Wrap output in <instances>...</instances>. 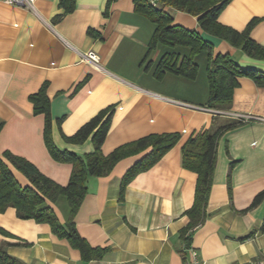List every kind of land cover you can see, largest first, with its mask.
I'll use <instances>...</instances> for the list:
<instances>
[{"label": "crops", "instance_id": "0c3cea01", "mask_svg": "<svg viewBox=\"0 0 264 264\" xmlns=\"http://www.w3.org/2000/svg\"><path fill=\"white\" fill-rule=\"evenodd\" d=\"M133 1L108 5L107 0H75V9L65 14L60 0H36L33 10L0 0V157L9 152L57 184L68 183L71 165L50 157L43 140L44 116L33 111L31 97L42 90L49 101L52 141L60 151L92 153L90 139L74 145L62 135H73L110 107V128L101 147L105 156L147 135H180L177 144L131 180L122 195L123 176L144 154L121 160L104 177L88 178L74 224L90 247L104 249L100 259L85 260L47 224L21 220L13 208L0 213V228L8 233L0 234V246L24 264H183L189 247L203 264L264 259V197L250 207L264 191V87L239 77L230 107L209 108L208 52L191 56L184 46L149 48L155 25L135 12ZM163 9L173 25L198 32L211 45L212 58L228 55L240 69L264 73V60L252 59L203 32L197 18ZM252 20L256 23L249 38L264 47V0H230L217 19L237 32ZM88 51L99 57L97 67L83 62L81 55ZM165 53L191 57L198 66L195 79L169 72L157 76ZM232 119L246 121L217 141L207 218L186 246L180 231L188 223L184 213L193 204L196 174L182 167V147ZM7 164L21 186L29 184ZM51 206L64 223L65 199Z\"/></svg>", "mask_w": 264, "mask_h": 264}, {"label": "trees", "instance_id": "16d2710c", "mask_svg": "<svg viewBox=\"0 0 264 264\" xmlns=\"http://www.w3.org/2000/svg\"><path fill=\"white\" fill-rule=\"evenodd\" d=\"M115 0H107L108 5ZM230 0H159V6H151L147 0H134V10L155 25L149 48L157 46H184L195 56L203 51L208 52L209 67L207 79L209 83V97L207 105L211 109L227 110L232 101L233 90L237 86V78L249 77L260 87H264V73L252 70H242L228 55H218L212 58V48L203 41L196 31H188L173 25L172 16L163 8L186 13L197 18L200 29L210 35L218 37L231 46L240 48L248 57L264 60V47L249 38V32L256 23L252 20L242 32H237L218 23L221 10ZM63 12L71 13L75 9V0H60ZM107 14V12H106ZM61 15L54 18L59 20ZM198 66L191 57L180 59L175 53H165L156 67V75L165 72L195 79ZM35 114L44 116L43 140L50 157L59 163L71 165L68 183L61 186L43 175L32 163L9 152L0 157V213L7 208H13L17 218L33 220L37 224H47L53 235L66 240L71 247L77 249L85 260L100 259L104 249L92 248L81 239L75 230L74 217L87 192L89 177H104L108 175L121 160L144 154L123 176L121 181V195L125 186L138 174L153 167L180 139L178 133L151 134L136 141L115 148L108 155H103L101 147L110 128L112 108L99 112L87 123L81 126L73 135H62L68 144L79 145L90 139L93 152L78 156L69 151L58 150L51 137V119L49 115V101L44 90L31 97ZM242 124L240 120H228L218 123L211 129L190 138L182 147V167L196 174L194 197L192 206L185 211L188 218L187 225L180 231L182 241L189 245L194 231L207 218L208 195L212 184L215 166L216 146L220 136ZM60 126V121H58ZM9 163L28 181V185L21 186L10 171ZM264 197V191L253 199L250 207L256 206ZM59 198H64L68 207V218L61 223L52 206ZM264 232V224L261 229ZM0 234L8 233L0 228ZM0 264H24L22 261L8 255L0 246Z\"/></svg>", "mask_w": 264, "mask_h": 264}, {"label": "built area", "instance_id": "2783aa9c", "mask_svg": "<svg viewBox=\"0 0 264 264\" xmlns=\"http://www.w3.org/2000/svg\"><path fill=\"white\" fill-rule=\"evenodd\" d=\"M6 4L15 5L20 8L33 10L34 3L36 0H3ZM147 2L153 6H159V0H147ZM83 62L89 63L94 67H97L99 64V57L93 51H88L81 55ZM213 114H218V111L211 110ZM240 121H246V119H239ZM183 264H203L197 257V252L189 247L185 249V257ZM242 264H264V259L262 260H251Z\"/></svg>", "mask_w": 264, "mask_h": 264}]
</instances>
